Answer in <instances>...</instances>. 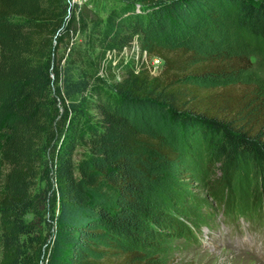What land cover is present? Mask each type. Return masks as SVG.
Wrapping results in <instances>:
<instances>
[{
  "label": "trees",
  "instance_id": "trees-1",
  "mask_svg": "<svg viewBox=\"0 0 264 264\" xmlns=\"http://www.w3.org/2000/svg\"><path fill=\"white\" fill-rule=\"evenodd\" d=\"M122 1L103 20L67 0H0V264H140L106 238L138 241L148 219L175 226L146 202L157 166L179 157L160 118L186 140L199 134L220 164L223 223L243 215L229 185L247 169L264 208L263 102L195 84L234 63L203 59L194 36L207 11L228 6L264 43V0ZM77 25L88 30L78 44ZM135 43L142 59L114 67L109 57ZM144 55L162 60L157 76Z\"/></svg>",
  "mask_w": 264,
  "mask_h": 264
},
{
  "label": "rangeland",
  "instance_id": "rangeland-1",
  "mask_svg": "<svg viewBox=\"0 0 264 264\" xmlns=\"http://www.w3.org/2000/svg\"><path fill=\"white\" fill-rule=\"evenodd\" d=\"M122 6V0H92L81 8L84 19L96 16L106 20L114 9ZM206 14L208 17L194 34L203 41L204 51L200 55L203 59L214 57L224 59V65H234L217 75L196 80L195 84L214 90L229 85L243 87L247 98H253L252 105L258 101L264 105V43L240 28L236 7L230 9L226 6L222 12L207 11ZM76 28L78 44L85 41L88 30L83 31L82 25ZM140 58L139 44L135 43V48L111 56L109 60L117 67ZM143 58L155 69L153 74L158 75L162 63L159 64L156 58L148 59L146 55ZM151 123L157 125L156 119ZM158 123L160 135L174 144L179 157L169 165L157 166V181L146 202L151 214L162 213L164 221L171 220L175 226L165 225V222L155 226L148 219L147 225L139 223L142 232L136 235L138 241L107 237V245L116 251L135 252L140 264H264V208L257 205L261 194L259 196L255 191L250 171L248 173L247 169L246 173L231 180L230 198L236 207L231 212L243 210V215L235 217L237 222L225 224L221 220L220 201L212 193L221 175L220 164L208 163L199 134L186 140L181 127L175 129L166 124L164 118ZM260 203L264 206L263 202ZM176 221L189 226L190 230L179 233Z\"/></svg>",
  "mask_w": 264,
  "mask_h": 264
},
{
  "label": "built area",
  "instance_id": "built-area-1",
  "mask_svg": "<svg viewBox=\"0 0 264 264\" xmlns=\"http://www.w3.org/2000/svg\"><path fill=\"white\" fill-rule=\"evenodd\" d=\"M90 1H92V0H67V3L71 6V7H78L79 9H81V7L83 6V5H86L88 2H90ZM157 59V62H159V64H160V62L162 63V65H163V62H162V60L161 59H159V58H156ZM155 70V69H154ZM154 70H152V74H153V71ZM153 75H157V74H153Z\"/></svg>",
  "mask_w": 264,
  "mask_h": 264
}]
</instances>
